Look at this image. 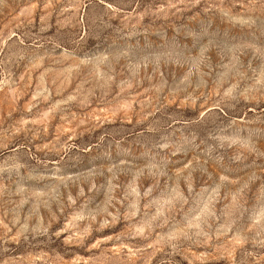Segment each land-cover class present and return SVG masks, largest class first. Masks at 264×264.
Returning a JSON list of instances; mask_svg holds the SVG:
<instances>
[{"label":"rangeland","instance_id":"1","mask_svg":"<svg viewBox=\"0 0 264 264\" xmlns=\"http://www.w3.org/2000/svg\"><path fill=\"white\" fill-rule=\"evenodd\" d=\"M0 264H264V0H0Z\"/></svg>","mask_w":264,"mask_h":264}]
</instances>
